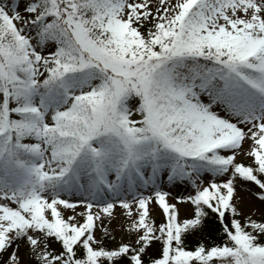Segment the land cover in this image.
<instances>
[{
	"label": "snow or ice",
	"instance_id": "1",
	"mask_svg": "<svg viewBox=\"0 0 264 264\" xmlns=\"http://www.w3.org/2000/svg\"><path fill=\"white\" fill-rule=\"evenodd\" d=\"M0 264H264V0H0Z\"/></svg>",
	"mask_w": 264,
	"mask_h": 264
},
{
	"label": "rangeland",
	"instance_id": "2",
	"mask_svg": "<svg viewBox=\"0 0 264 264\" xmlns=\"http://www.w3.org/2000/svg\"><path fill=\"white\" fill-rule=\"evenodd\" d=\"M245 147L247 148V145H245ZM238 160H243L245 163L248 162L247 157L244 154H241L237 157ZM250 183V182H249ZM166 190L170 191L171 195L169 197H167L166 199L170 202V203H174L175 202V197L176 196H180V195H187L191 189L190 188H185L184 186H179V187H168ZM236 195L240 197V200L237 202L238 207H240L242 209V211L246 214L252 213L250 211H244L243 210V204L244 203H248L250 204L254 209H259L261 207V205L259 204V202L256 200V198L254 196H252V194L248 191H246L245 189H242L239 185H237V189H236ZM153 208H155V206L153 205ZM181 208V213L182 215L187 214V212L190 209V205H180ZM116 214H117V219L113 220L111 224H108L107 226L109 227L110 231L111 229L115 228V231L112 232V235L115 237V240H112L108 237H103L104 242L106 244L107 247L111 248L114 246V244L118 243L121 241L122 239V229L120 228L119 224L120 222H122L125 218L121 215V209L119 208V206L117 205L116 209ZM70 213H65V215H68ZM153 218L156 219H162V217L158 214H153ZM254 219L259 220L260 216L259 215H253ZM107 224V221L105 222ZM97 237L101 238L102 237V231L100 229H97ZM123 239H127V234L126 232L123 233ZM154 251V250H153Z\"/></svg>",
	"mask_w": 264,
	"mask_h": 264
},
{
	"label": "trees",
	"instance_id": "3",
	"mask_svg": "<svg viewBox=\"0 0 264 264\" xmlns=\"http://www.w3.org/2000/svg\"><path fill=\"white\" fill-rule=\"evenodd\" d=\"M154 220L156 221V223H159V222L161 221L160 219H154ZM209 223H212V222L210 221ZM211 236H212V238H216V234H215L214 232L211 233ZM196 241H197V238H196V237H192V238H190V239L187 241V243H188V247H189V248L193 247V246L195 245Z\"/></svg>",
	"mask_w": 264,
	"mask_h": 264
},
{
	"label": "bare ground",
	"instance_id": "4",
	"mask_svg": "<svg viewBox=\"0 0 264 264\" xmlns=\"http://www.w3.org/2000/svg\"><path fill=\"white\" fill-rule=\"evenodd\" d=\"M243 210L253 212L254 208L246 202L243 204Z\"/></svg>",
	"mask_w": 264,
	"mask_h": 264
}]
</instances>
